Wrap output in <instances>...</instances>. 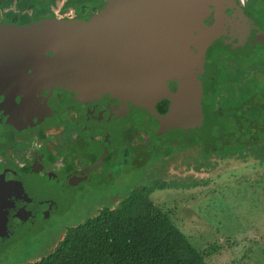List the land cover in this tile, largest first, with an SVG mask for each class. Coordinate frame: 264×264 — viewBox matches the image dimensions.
I'll return each instance as SVG.
<instances>
[{"label": "flooded vegetation", "instance_id": "flooded-vegetation-1", "mask_svg": "<svg viewBox=\"0 0 264 264\" xmlns=\"http://www.w3.org/2000/svg\"><path fill=\"white\" fill-rule=\"evenodd\" d=\"M102 2L87 13L72 10L55 18L95 13ZM234 2L223 16L209 5L193 53L182 56L186 64L162 71L161 84H150L144 95L83 99L58 88L19 119L0 114V177L10 187L27 183L25 198L36 201L35 213L18 227L49 223L69 211L81 191L95 195L118 182L121 189L110 196L124 193L133 184L121 185L117 176L123 168L131 171L137 159L148 163L158 153V177L167 162L179 159L193 167L186 175L193 180L203 175L196 168L204 154L220 145L216 133L235 131L246 140L264 134V0ZM256 146L246 150H264V143ZM89 198L79 202L85 211L101 201Z\"/></svg>", "mask_w": 264, "mask_h": 264}, {"label": "water", "instance_id": "water-1", "mask_svg": "<svg viewBox=\"0 0 264 264\" xmlns=\"http://www.w3.org/2000/svg\"><path fill=\"white\" fill-rule=\"evenodd\" d=\"M234 1L104 0L97 12L73 19L0 22V114L19 119L58 88L83 99L144 95L162 71L186 64L182 56L193 53L209 5L223 16ZM6 182L0 177V238L36 206L25 198L27 183Z\"/></svg>", "mask_w": 264, "mask_h": 264}, {"label": "rangeland", "instance_id": "rangeland-1", "mask_svg": "<svg viewBox=\"0 0 264 264\" xmlns=\"http://www.w3.org/2000/svg\"><path fill=\"white\" fill-rule=\"evenodd\" d=\"M65 1L59 0L53 8L56 15ZM44 17L51 18L49 14ZM257 81L260 84V75ZM241 134L219 137L224 147L211 148L209 154H204L203 162L196 168L203 175L193 180L186 176L194 171L193 167H187L179 159L167 162L161 177L155 164L163 159L158 153L152 154L148 163L137 159L131 171L123 168L117 176L121 185L133 184L124 193L110 196L121 189L118 182L95 195V190L81 191L75 205L67 212L57 213L49 223L44 225L39 220L36 224H22L0 238V264L39 261L52 252L69 228L95 217L105 208L116 209L140 189L152 190L151 201L170 213L172 221L198 250L203 251L209 245L219 248L209 258V264H264V150L259 154L246 150L264 143V134L251 135L247 140ZM203 150L205 147H201ZM83 196L106 202L102 206L101 201L96 200L97 204L93 201L85 211L79 204Z\"/></svg>", "mask_w": 264, "mask_h": 264}, {"label": "trees", "instance_id": "trees-1", "mask_svg": "<svg viewBox=\"0 0 264 264\" xmlns=\"http://www.w3.org/2000/svg\"><path fill=\"white\" fill-rule=\"evenodd\" d=\"M58 1L0 0V22L25 25L47 14L55 18L53 8ZM99 2L66 0L60 13H87ZM219 137L223 133L214 137L220 144L217 149L224 147ZM151 191L137 190L116 209H104L69 228L49 255L27 264H209L219 248L209 245L198 250L172 221L170 213L151 201Z\"/></svg>", "mask_w": 264, "mask_h": 264}]
</instances>
